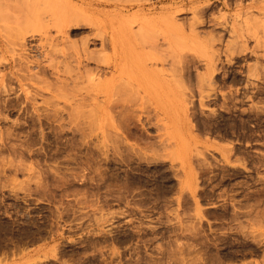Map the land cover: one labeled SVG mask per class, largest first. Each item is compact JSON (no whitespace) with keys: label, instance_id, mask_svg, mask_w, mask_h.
<instances>
[{"label":"rangeland","instance_id":"1","mask_svg":"<svg viewBox=\"0 0 264 264\" xmlns=\"http://www.w3.org/2000/svg\"><path fill=\"white\" fill-rule=\"evenodd\" d=\"M93 1L0 0V264H264V0Z\"/></svg>","mask_w":264,"mask_h":264},{"label":"bare ground","instance_id":"2","mask_svg":"<svg viewBox=\"0 0 264 264\" xmlns=\"http://www.w3.org/2000/svg\"><path fill=\"white\" fill-rule=\"evenodd\" d=\"M109 1V0H108ZM60 5H66V7L67 8H69V9H67V10H69L70 11V13H72L73 15H77L78 14V12H80V14H81V12H83V7H84V4L83 3H79V2H75V0H60V2H58ZM75 3V4H74ZM92 3H94V4H97V5H107L108 4V2H107V0L106 1H104V0H95V1H93ZM83 14V13H82ZM79 16V15H78ZM80 17V16H79ZM75 18H77V17H75ZM75 18H71V24H74V21L76 22V24H79L78 22H77V19L79 20V18H77L76 20H74ZM70 19V18H69ZM84 19V18H83ZM83 21H85V20H83ZM70 24V25H71ZM75 24V25H76ZM69 25V24H68ZM74 25V26H75ZM90 25H91V23H90ZM94 25L96 26V28H97V33L96 34H98L101 38H102V40H103V48H104V50H105V48L108 46V47H111L113 50H115V51H118L119 49H118V45H117V40H116V38H118V37H116L115 38V34L114 33H112V31L108 28V26L104 23L103 24V28L101 27V25H100V23H94ZM93 24H92V27L94 26ZM61 30V29H60ZM68 30V29H67ZM47 36V35H46ZM60 37V36H59ZM66 37V36H65ZM164 38H165V36H163ZM99 38V37H98ZM100 39V38H99ZM166 40V39H165ZM164 40V41H165ZM86 41H88V39H86L85 41L83 40L82 41V43L83 44H87V42ZM163 41V40H162ZM167 41V40H166ZM157 42V41H156ZM168 43V42H167ZM82 44V45H83ZM86 44L85 45H83V50H80V51H83L82 53H85V52H88L90 55H92L93 53V50H92V52H90L91 50H89V49H87L88 47V44H87V46H86ZM154 44H156V43H154ZM154 44H152V46H151V48L152 49H154L155 51H156V48H154L155 46H154ZM161 44V43H160ZM81 45V46H82ZM101 45H102V43H101ZM166 45H168V44H166ZM158 46V45H157ZM170 46V45H169ZM168 46V47H169ZM102 47V46H101ZM159 47V46H158ZM157 47V48H158ZM171 47V46H170ZM82 49V48H81ZM158 50V49H157ZM98 51V50H97ZM100 54L99 52H96V54ZM86 54V53H85ZM84 56H86V55H84ZM95 56V53H94V55H93V58H95L94 57ZM92 58V59H93ZM87 59L89 60V58L87 57ZM129 82L132 84V86H134L133 85V83H132V80L130 79L129 80Z\"/></svg>","mask_w":264,"mask_h":264}]
</instances>
